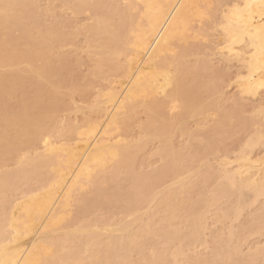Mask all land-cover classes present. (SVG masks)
Here are the masks:
<instances>
[{
  "label": "bare ground",
  "instance_id": "obj_1",
  "mask_svg": "<svg viewBox=\"0 0 264 264\" xmlns=\"http://www.w3.org/2000/svg\"><path fill=\"white\" fill-rule=\"evenodd\" d=\"M36 2L0 0V69L5 71L9 67L7 71L10 70L9 76L6 75L7 71H0V264H167L170 247L171 251L174 247L171 255L175 257V264H182L184 261L181 262V259H185V264H236L239 259L255 262L258 260L256 258L264 256L262 246L242 253L239 241L236 239L232 242L238 231L233 233L234 238L232 232L228 234L230 236H224L222 231L217 234L220 239L213 251L210 249L212 253L209 255L205 252V255L201 253L199 256L198 251L194 254L192 249L189 252L190 246L199 242L203 244L206 240V212L218 198L238 196L240 202L236 204L237 207L230 210L227 205L223 208V218L227 215L226 218H229L232 210L231 217L239 216L242 204L245 206L247 199L244 200V197L248 190H252L255 197L264 193V156L254 159L250 151H245L235 161H224L220 164L222 169L218 171V186L213 191L215 199L192 198L194 201L188 203L183 198L187 197L185 193L191 194L188 189L193 180L185 182L184 172H199V167L193 165L195 160L194 163L192 161L204 149H198V152V147L190 142L193 145H189L193 149L190 151L170 142L175 129L187 130L186 116L196 118L210 107L218 110L226 99L220 92L223 87L217 81L218 70H212L216 71L212 76L205 75L210 79L208 82L204 76L206 82L200 83L204 70L201 65L208 68L210 60L201 57L197 60L200 62L198 64L194 57L192 60L197 64L189 67L193 63L187 59L189 55H206L204 49L208 45L204 39L211 31L207 33V25H210L207 22L201 29L197 18L200 9L193 6H214L210 12L216 24L212 22L210 27L219 26L223 38L211 48L216 49L219 61L239 65L235 78L239 95L233 104L240 110L245 107V100L240 98L257 97L264 83V60L259 51V30L264 27L260 15L261 0H123V7L118 4L119 0H61L74 14L90 15L93 21L86 25V30H82L87 34L90 47H100L97 70L106 77H119H111L105 90H100L101 99L98 97L100 100H97L96 107L104 112L103 116L84 119L85 123L81 125L68 123L67 126L55 117L61 107L63 70L66 67L65 60L58 59L60 64H54L53 49L56 43L68 40L67 30L72 22L59 19L57 25L47 27L37 19ZM249 3L254 7L250 18L247 10H244L247 26L244 20L233 21L230 29L239 36L232 53H220L219 49L228 35L223 27L228 24L224 18L225 11L237 5L243 9ZM60 22L63 25L59 26ZM186 59L192 62L189 66ZM46 84L50 88L47 89ZM56 89L60 90L59 93ZM212 92L213 95L219 92L216 97L219 96H213L215 99L211 102L208 99L207 105L204 98L207 93L211 97ZM17 94L21 96L20 100L12 103V97ZM174 100L179 101V111L175 114L171 112ZM141 108L147 115V120L141 125L145 134L152 136V139L161 137V142L165 138L157 150L158 156L165 162L151 171L139 173L134 164L139 147L144 142L128 140L124 132L117 131L120 127L128 130V126L131 131L134 123L131 124V120L135 115L139 118L136 113ZM215 109L210 110L218 112ZM231 110L225 109L223 112L220 109L222 116L217 115L219 121L217 117L214 119L216 121L213 120L216 127L209 125L214 130L208 127L209 131H214H208L212 135H209L207 128L208 134L205 136L204 129L190 131L189 127L187 134L191 140L200 142V139L208 138L211 144L212 141L219 142L217 137L218 140L223 139L219 134H230L229 129L240 118L234 110L233 113L238 115L232 123L230 116H235ZM204 126L207 125L200 127ZM54 129L58 133L67 130L73 136L58 138L57 135L53 138ZM260 131L255 135L257 140L263 139L264 131ZM212 136L216 138L210 140ZM256 139L251 142L252 145L257 142ZM40 145L42 149L38 151ZM30 149L32 154L26 153ZM206 149H209L208 145ZM23 150L28 151L20 154ZM15 157L16 167L4 168L6 162ZM44 168H48L45 176ZM34 179L39 180L38 184L27 187ZM105 180L113 184L111 187L109 183L108 190L103 188ZM168 181L170 184L164 187ZM25 184L26 188H23ZM153 204L155 207L150 210ZM97 205L96 210L101 206L103 209L104 206L115 205L116 209L121 208L126 217L124 215L125 218H122V214L121 220L116 221L109 214L112 218L109 221L104 215L107 213L100 215L102 218H97L96 213V216L93 214L96 219H86L87 213L93 211L88 210ZM73 209L76 213H71ZM261 209L258 215L256 212V217L253 215V220L250 219L256 233H264V208ZM71 214L81 216L73 218L76 215L71 219ZM66 221L72 223L64 225ZM214 238L217 239L216 236ZM149 241L154 243L151 252L145 248ZM166 258L168 261L165 262Z\"/></svg>",
  "mask_w": 264,
  "mask_h": 264
},
{
  "label": "rangeland",
  "instance_id": "obj_2",
  "mask_svg": "<svg viewBox=\"0 0 264 264\" xmlns=\"http://www.w3.org/2000/svg\"><path fill=\"white\" fill-rule=\"evenodd\" d=\"M36 1H37L36 2L37 6H38V8H37V17L38 18L37 19H38L39 22H43V23H45L46 26L48 25L49 27H53L54 24L57 25V23L59 22L58 21L59 19L61 21H64V22H66V21H71L72 22L71 23L72 26L69 28V30H67V35L69 37L68 40L65 39V41H62L61 43H56L55 46H54V49H53V61H54V64L55 65H59L61 61H59L58 59H61V60H65V67H66V70H63V78L64 79H63L62 94L60 96L61 107L56 112L55 117L60 122H63L62 123L63 125L67 126L68 123H75V124L81 125V124L85 123L84 119L85 120L88 119V118L96 119V118L100 117L101 114H102L101 116H103L104 112L99 110L96 107L97 100L99 101L101 99V97H99V96H101V95H99V94H101L100 90H102V91L105 90L104 88L106 87L108 82H110V80H112L113 78L117 79L118 76L115 75L116 78L114 77V75L113 76L109 75V76L106 77V76H103L102 73L98 72V70H97V62H98V59H99L100 47L99 46H91L90 47L88 45L87 34H85V31H84L86 25L90 24L93 21V19L90 18L89 17L90 15L86 14V13L74 14L72 12V10L69 9L68 6L64 5L61 2V0H36ZM119 1L120 2L118 4L123 7L124 6L123 0H119ZM213 23L216 24L215 21ZM61 24L62 23L60 22L59 26H61ZM210 25L212 27L213 24L210 23ZM210 25H207V29L206 30H208L207 33H209V31L211 30L210 33H212V34L209 33V36L207 35L209 38L206 37V39H204L205 37L204 38L202 37L204 39V41L205 40L207 41L205 44L208 45V46H206L207 48L205 47L206 50L204 49V53L206 55L198 54V56L200 55L199 59H197L198 56L197 57L193 56V54L189 55L190 58L188 56L187 59L192 61L193 63L190 62V61L187 62V59H186V63H187L186 65L189 66L191 63L194 64V65L191 64L189 66V67H191V66H195L197 63L200 64V62H197V60L199 61L201 59V57L206 59V60L208 59L207 61L210 60L209 61V66H208L209 69L205 68L204 64L201 65L204 68H202L201 66L199 67V68L204 69L203 72H201L202 76L200 77V80H201L200 83L206 82L205 81V77H206L205 75L206 74H208V76H212L211 74L216 73V71L218 70L219 74H218V80L217 81L220 82L221 83V87H223V88H221L220 92H221V94L223 93L222 95L226 97V99H224V101H223L225 104L222 103L223 106H221L222 108H220V109L222 111L225 110V109L226 110L228 109V111H229V110H231L233 108L232 104L235 103L234 101L239 95L238 92H237L238 88H237L236 79H235L236 78V73H237V68H239L238 67L239 65H238V63L236 64L235 62H233L232 64L229 63L230 65L229 64L227 65L223 61H219V57H218L219 55L217 54V56H216V54H215L216 49L214 48L212 50V48H213V46L214 47L216 46L215 44H217L218 41H221L220 39L223 38L222 37L223 35L221 34L222 31L220 32L221 28L219 26L214 27L212 29L210 27ZM214 26H216V25H214ZM82 28H84V29L82 30ZM215 28H217V29H215ZM219 28H220V30H219ZM77 29H79L80 31H78ZM37 30H38V28H37ZM216 31H219L220 33L216 32ZM36 34H37V32L35 33V35ZM217 35H219V36H217ZM203 39H201V40H203ZM209 39H210V41H209ZM201 40H199V41H201ZM202 42L203 41H201V43ZM206 51H208V52H206ZM208 53L209 54L211 53L210 56H209ZM194 55H196V54H194ZM193 58H194V60L196 59L195 61L197 63H195V61L192 60ZM209 58H211L212 61ZM206 63L208 64V62H206ZM8 68H7V70H8ZM3 69H6V68H3ZM202 69H200V70L202 71ZM7 70L3 71V70L0 69V71H2V73L6 72ZM212 70H216V71H212ZM9 71H7V74L5 73L7 76H9V74H10ZM11 72L13 73V71H11ZM225 73H227V75ZM208 76L206 77L207 78L206 79L207 82L210 80V79L208 80V78H209ZM111 77H112V79H110ZM48 85H47V89L50 88L49 87L50 85L49 86ZM261 88H260V92H259L257 97L243 96V97H241L243 99L240 98V100H242V101L245 100L243 102V103H245L244 109L242 107L239 110V108L236 107L235 104H233L234 107L236 108V110L238 108V111H236L234 108L233 109L235 110V112L239 113L240 116H238V117H240V118H238V121L236 120L235 121L236 123H235L234 119H236V115H238V114L233 113V111H234L233 109L230 111L235 116L234 118H232V115L230 116L231 119H232L231 122L232 123L234 122V127H231L229 129L230 130V134H227L229 132H226L224 136L222 135L223 133L221 134L222 136L219 134L220 138H223V139L218 140L219 137H217V138L215 137L216 140L219 141V142H213L212 141V144H211V142L208 140V138H206V139L204 138L203 140L200 139V142H199V140H195V139L191 140V138L187 134L188 133V127H189V130L191 129L190 131H192V130L194 131L195 128H197L196 130H198V128H200L202 130L203 129L205 130L207 128L208 129L207 132L209 131L208 127H211L213 129L212 126L214 125V128H215L216 126L214 124V121H216V120H214V119H216V117L218 119L217 115L221 114V116H222V112L220 111L219 108H218V110H216L217 108L215 109V107H210V109L213 108V110L215 109L218 112H215V111L210 110V109L208 110V108H207L206 110L202 111L206 115H204L203 113H200L198 115V117H196V118H193V116H186L185 117V123H187V125L185 123H184V125L188 126V127L185 126L187 128V130L185 129V131H187V132L183 131L182 129H175L174 130V132H173V134L171 136L172 137V141L170 140V142L174 143L179 148L180 147L181 148L184 147L186 150H189L190 148H192L191 146H193L192 145L193 143H194V145H196L194 147H196V148L198 147L197 151H198V149H200L201 151H202V149H204V151H205V148H206L207 145H208V148H209V149H206L205 152L204 151L203 152L198 151V152H200V154L196 155L197 158L199 157L198 159L196 157L193 158L192 162L194 163V160H195L196 163H194V164L192 163V164L194 165V167H199V172H197L195 170L198 174L195 171H194L195 173L194 172L193 173H189L188 170H186V169H184V170H186V172H184V170H182L184 172V175L186 176L185 177V182L188 183V181L193 180V181H191V183H189V184H191V185H189L191 187H190V189H188V191L190 190L189 193H191V194H186L185 193V195H184V196H187V197L183 198V199H185V202L190 203V202L194 201V199H192V198H195V199L197 198L196 200H198V199L199 200H202V199L207 200V199L210 198V200H212L211 198L215 197V192H213V191L216 190V188H217L215 186H218V179H219L218 178V174H219L218 171H220V169H222L223 166L220 165V164H222L224 161L225 162L226 161H231V160L235 161V159H237L239 157V155L242 152H245V151H247V152L250 151L251 155H252V157L254 159L255 158H259L261 156H264V155H262V154H264V146H263L264 145V136L262 135L263 139L261 137L259 140H257L256 139L257 137L255 136V135L259 134V131L261 129H262V131H264V115H262V113H260L261 112L260 110L264 107L263 106L264 102H262L263 97H264V87H261ZM217 93H219V92H217ZM217 93H214L215 95H213V92H212V94H210V96L212 95L211 96L212 98L209 97L208 96L209 93H207L208 95H207V97L204 98L205 99L204 103H207V105H208L209 102H211V100H213L214 97L217 98L219 96L218 95L216 97ZM204 96H206V95H204ZM98 97L100 99H98ZM20 98H21V96L19 94H17V95H14L12 97L11 101H12V103L13 102L17 103V101H19ZM225 100H227V101H225ZM261 102H262V104H261ZM223 108H225V109H223ZM139 110H141V111H138V113H136L137 116L139 115V118L136 117V115H135L136 119L134 118L133 120H131V124H132V122H134L132 125L130 124L132 126L131 127V131L132 132L129 130L130 126H128L129 128L126 127L128 130H126L125 127H123L126 131L123 130L122 127H120L121 129H119V131H117V132H121V133L124 132L125 133L124 136L125 137L127 136L126 138L128 140H131V141L133 140V142L134 141L138 142V139H139V142H141L140 140H142L141 143L144 142L142 146H141V143L139 145V146H141V148L139 147V151H138V153L136 155V160H135V164H134L136 166L135 169L137 170V172L140 173V172H143V171H147L148 172V171H151L152 169H155L157 167H160V166L164 165L165 161L163 159H161L160 156H158L159 154H157V150H158V148L161 147L162 142H164L165 138L163 137V140L161 142V140H160L161 137H159L158 139L156 137H155L156 139L155 138L152 139V136H150L151 137L150 138V137H148L149 135L147 136V134H145V131H143L144 129L142 130V128H141L142 126L141 125L147 120V115H146V113H144L142 108L139 109ZM100 112H102V113H100ZM94 113H96V114H94ZM201 118H202V120L204 118L203 122H201L202 121ZM137 120H139V122ZM198 120H199V123H202L201 125H198L199 124V123H197ZM239 120L241 122H239ZM82 121H84V122H82ZM217 121H219V119ZM237 122L240 123V124L238 125ZM195 123H197V124H195ZM203 123H206V124H203ZM216 123H218V122H216ZM202 125H207V126H204L202 128V127H200ZM209 125H212V126H209ZM226 127H228V126H226ZM132 128H134V129L132 130ZM233 128H235V129H233ZM231 129H233V130H231ZM120 130H122V131H120ZM204 130H203V132L205 133V136H206V134H208L210 131H213L214 129L213 130L210 129V131L208 133L206 132V130L205 131ZM66 131L67 130H63V133H58L57 129L56 130L54 129L53 132H52V136H53V138H56L57 135H58V138H61V137L64 138V137L73 136L72 135L73 133H71V135H70V132H68V131L66 132ZM129 131H130V133H129ZM262 131H260V132L262 133ZM127 133L129 135H126ZM59 134H61V135L63 134V136H61ZM210 134L212 135L213 133L211 132V133H209V135ZM263 134H264V132H263ZM156 136H159V135H156ZM216 136H218V134ZM215 138L212 136L210 140L215 139ZM146 139H149L150 141L147 140V142H146L145 141ZM254 139H256L258 143L256 142V143H254L252 145L251 142ZM189 145H191V146H189ZM143 146H145V148ZM187 148H189V149H187ZM41 149H42V146L40 145L38 151H41ZM30 150H31L30 152L28 150H26L28 152H26L25 150L20 151V154H21V152L22 153L26 152V153L32 154L31 153L32 149H30ZM192 150L190 149V151H192ZM15 161L17 162L16 157L13 160H10V161L8 160L6 162V165H4V168H7V169L15 168L16 164H17V163H15ZM192 164H191V166H193ZM195 164H197V165L199 164V165H202V166L201 167L200 166H196ZM4 168H2V169H4ZM188 169L191 170L192 168H188ZM42 170L44 172L43 175L44 176L47 175V173L45 171H48V168H44ZM197 170H198V168H197ZM187 172L189 174H187ZM189 178H191V179H189ZM187 179H189V180H187ZM38 181H37V179L32 180L30 182V185H28L27 187L37 185ZM105 181H104L103 185L104 184H106V185H104L103 188H107V187L109 188L110 186L112 187L113 184L110 183L112 181H110V182H107V181L105 182ZM168 182H166V185L164 184L165 186L164 185L163 186L167 187L170 184V182L169 183ZM109 183H110V186H109ZM192 183H193V185H192ZM24 186L25 187H23V188H26V184ZM176 186H178V185H176ZM108 188L106 190H108ZM248 191L246 192L247 195L245 194L246 198L244 197V200L247 199L244 202L245 206L242 204L244 209L241 208V211H240L241 213L239 214V216L237 215L238 217L236 215L235 216L233 215L231 217V215L233 214V210H232V212L230 211L232 214L228 212L229 216H230L229 218H226V217H228V215L225 216L224 218L222 216L223 213H224V211H223L224 209L223 208H225L227 205H228L227 207L230 206L229 207L230 210L232 209V207L233 208L235 206L237 207L236 204L240 202V201H238L239 200L238 196H236V195L235 196L233 195V197L225 196L226 198L228 197L227 199L224 196H221V198H218V200L216 199L217 201L214 202L215 205H213L212 207L210 206V208L206 212L207 213L206 222H208L206 224L207 225L206 226V230L207 231L205 230V236H206L205 239L206 240H204L203 244H201V242L195 243L197 246L194 244L192 246L193 248L190 246L189 252L192 249L191 252L195 251V253L194 252H192V253L196 254V252L198 251L197 254H199V256L202 255L201 253H203L204 255L206 253H207L206 255L211 254L213 249H214L215 244L218 243L217 240L219 241V239H220V237H218L217 234L219 235V233H221V231L224 232V233H221V234H224V236H230L228 234H231V232H232V234H231L232 237L238 231L237 232L238 235H236V234L234 235L235 238L233 237L234 239L232 240V242L233 241L235 242V240L237 239L236 241H239L238 242L239 245L241 244L240 245V249L242 250V253L245 252L244 254H246L249 250L250 251L254 250V248L257 247V246H259V247L262 246L264 248V233H262V232L261 233L260 232L256 233L257 231L255 229H253L252 225H250V224H253V221H251V220H253L252 217L253 218L256 217L255 216L256 212H257V215H258L259 214L258 210L261 209V208H264V205H263V203H264V193L261 194V196H259V197L258 196L255 197L254 196L255 194L252 193L253 192L252 190H248ZM16 192H20V191H16ZM213 193H214V195H213ZM189 195L193 196V197H190ZM182 197H183V195H182ZM188 197H190V198H188ZM200 198H202V199H200ZM159 199L157 201H159ZM188 199H189V201H187ZM254 199H256V200H254ZM153 203L157 204L158 202L157 203L153 202ZM155 204H153V206H152V208H150V210L154 209L153 207H155ZM108 206L111 207V205H108ZM96 207H98V205L92 207V209L90 208L91 210L90 209L88 210V211H92L93 210L94 212L93 211H92V213L91 212L87 213L88 211L86 212L88 214L87 216H85L86 219L89 218V220H91V219L93 220V218L96 216V213L98 215V216H96L97 218L100 215H103L104 213H107L108 217H106L107 214H104L106 219L107 218L109 219V218H111L113 216L114 219L111 218L112 220H116V221L118 220L119 221V220H121V217L123 218L124 215H125V214H123L122 210L120 211L121 208L120 209L119 208L116 209L115 207L114 208L111 207V208H113V209H111L110 207L106 206L107 207L106 208L104 206L105 208L103 207V209H101L102 208V206H101V208L99 207L98 210H96L97 209ZM76 208L77 207L75 206V209ZM229 208H228V210H229ZM75 209H73V211L71 213L75 212L76 211ZM107 209H108V211H107ZM262 210L263 209H261L260 211H262ZM111 211H113V212H111ZM143 211H144V209H143ZM218 211H220V212H218ZM109 214H110V216L111 215L112 216L110 217ZM117 214H119V215H117ZM161 214H159V215H161ZM76 215L71 214V219H72L73 216H76ZM120 215H122V216L120 217ZM78 216L80 217L81 215H77L76 217H73V218H78ZM219 216H220V218H218ZM90 217H92V218H90ZM125 217H126V215H125ZM94 219H96V218H94ZM132 219H133V216H132ZM67 221L64 222L63 224L64 225L70 224V223H72L73 220L71 222H67ZM109 221H110V219H109ZM74 222H75V220H74ZM249 226H251V227H249ZM69 227H71V226H69ZM222 227H223V229H222ZM235 228H237V230ZM238 228L239 229L241 228L240 229L241 232L239 231ZM249 228L251 230L248 231ZM215 236H216V238L217 237L218 238L215 239L214 238ZM151 241H149L148 242L149 244L147 243V245L145 247L148 252H151V250H152L151 248L154 247V245H153L154 243H152L153 241L152 242ZM155 241H156V239H154V242ZM160 246H162V245H160ZM173 249H174V247H173ZM173 249L171 251V247H170L169 250H168L169 253H167V256L169 254L170 257L169 256L167 257L169 259V262H166V261H168L167 258H166L167 260L165 259V262L167 264H175L174 263L175 257H173V255H171L172 252L174 251ZM263 253H264V249H263ZM134 255H137V254H134ZM135 257H138V255L135 256ZM173 258H174V260H173ZM261 258L263 259L264 256L256 258L258 260H255V262H253V260L249 261V259L248 260L247 259L244 260L242 258L243 260H241V259L237 260L236 264H246L247 261H248L247 264H264V259L262 260ZM240 260L242 261V263H240L241 262ZM170 261H171V263H170ZM182 261H184V262H182ZM181 262H182V264H185V259L184 260L181 259ZM186 264H188V262ZM189 264H191V263H189Z\"/></svg>",
  "mask_w": 264,
  "mask_h": 264
},
{
  "label": "snow or ice",
  "instance_id": "obj_3",
  "mask_svg": "<svg viewBox=\"0 0 264 264\" xmlns=\"http://www.w3.org/2000/svg\"><path fill=\"white\" fill-rule=\"evenodd\" d=\"M193 7L199 8L200 12L198 14V19L200 22V27L201 29H203L205 27V23H212L213 22V16L211 15L210 9L212 7H214L213 5H206V6H200V5H195ZM253 4L249 3V4H245L244 8L241 9L238 5L237 6H233L232 8L228 9L225 11V15L224 18L225 20L228 21L227 25H224V31L226 33H228L227 35V40L224 43L223 47H221L219 49L220 53H232L233 51V46L238 42L239 40V36L237 34H234L230 31L232 25H233V21H241L244 20V10H247L249 18L251 16L252 13V9H253ZM260 7H261V19L264 20V0H261L260 2ZM245 25L247 26L248 21L244 20ZM260 45H259V51H260V55L262 60H264V27H262L260 30ZM205 42H207L205 40ZM234 55L240 56L242 55L241 53H234ZM231 58V57H229ZM261 87H264V83L261 84ZM55 91H57V93H59V89H56ZM177 111H179V101L178 100H174L171 104V112L173 114H175ZM261 113L262 115H264V108L261 109ZM45 143H47V141H45Z\"/></svg>",
  "mask_w": 264,
  "mask_h": 264
}]
</instances>
